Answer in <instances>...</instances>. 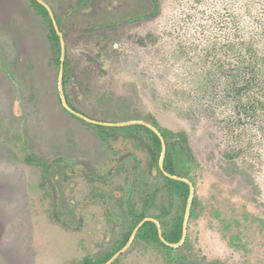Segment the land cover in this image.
Masks as SVG:
<instances>
[{
    "label": "rangeland",
    "instance_id": "1",
    "mask_svg": "<svg viewBox=\"0 0 264 264\" xmlns=\"http://www.w3.org/2000/svg\"><path fill=\"white\" fill-rule=\"evenodd\" d=\"M40 1L67 33L68 41L60 30L79 82L77 108L110 127L156 121L169 133L178 175L194 186L178 250L170 256L135 242L113 264H264V68L255 71L258 58L248 54L264 50V0ZM49 34L30 0H0V264H101L110 255L94 250L108 244L115 224L98 230L85 222L74 232L71 199L84 203L93 191L59 189L80 168L61 159L101 152L108 130L63 108ZM151 155L142 143L148 190ZM48 174L65 227L52 216ZM156 203L170 206L164 192ZM172 205L173 216L182 212L181 200Z\"/></svg>",
    "mask_w": 264,
    "mask_h": 264
},
{
    "label": "flooded vegetation",
    "instance_id": "2",
    "mask_svg": "<svg viewBox=\"0 0 264 264\" xmlns=\"http://www.w3.org/2000/svg\"><path fill=\"white\" fill-rule=\"evenodd\" d=\"M39 2L44 5V3H42L41 1ZM89 56L92 57V60L88 58ZM86 59L90 66L92 65V68L98 71L102 76H108L107 71H105V68L98 59H96L92 55H87ZM70 63L72 66V61H70ZM74 74L75 76L73 79L75 81V89L72 100L74 107L69 104L66 95L65 97L69 107L76 114L72 112L69 113H71L73 117L88 125L107 129L108 135L106 136V138H101V140H99L102 147V151L98 152L97 154H94V156L82 158L75 156V158H73L72 160L68 159L67 157H63L64 159H61V161L64 163H67L69 165L74 164L79 166L80 168H76L69 174V177L72 180L71 187H59V190L93 191L91 197L87 199V201L84 203H77L78 199L74 198L75 196H73V202L71 199V217L75 219L78 223V225L73 228V231L77 233L82 231L85 222L89 223L90 226H96L98 230H104V226L108 224L110 220L113 221V223L115 224V231L113 230L112 236L107 237L106 240L108 241V244H105L102 247L100 246L99 249L94 250L95 252H104L105 255H110L108 258L104 259L103 263L101 264H113L114 261L117 260L120 256H122V254H124L126 250H128L135 242H141L145 245L148 244L152 246L161 245L166 250L168 255L171 256L172 252L178 250V248L183 245L185 239L180 246L175 247L174 245H178L182 241V239L180 240V242L173 244L167 239V237H171L170 232L172 231L174 217L177 215H181L183 212V218L185 219L189 198L186 202L185 211L182 210V212L173 216V211L171 208L173 206L172 203L179 198L175 199L170 195L169 191H172L173 180H177L171 176H177L180 178L184 177L179 176L178 173H176V175H173L170 171L165 168V160L168 151L167 142H169V136L167 141L164 140L167 145V151L165 154L163 167L161 166L163 142L160 136L154 130H152V127L155 128L157 131L159 130L158 132L160 133V135L162 132L167 131H161L159 129L158 123L154 120L151 121V126L135 122L134 124L137 126V128L128 129L132 128L129 126L130 124L127 125V128H116L117 126L110 127L105 124L102 125L92 123L80 118L79 115H83L90 120L105 123L92 118L87 113L86 109L81 107L77 108L75 96L78 91L79 82L75 70ZM63 108L65 109L64 104ZM141 126H145L146 128L150 129V131H153L160 138L162 144V151L159 156L157 148L152 140L151 134L147 131L143 132ZM109 129H118L121 131H109ZM124 129L126 131L122 132L124 131ZM120 135L125 136L126 139H124L121 144L116 145L117 143H119L120 139L118 138ZM142 143L146 146L148 152L152 154L149 157V161L145 165L147 171L144 173V175L147 174L152 176L151 179L153 180L151 181V190H148V186L145 185L146 183L143 182L142 164L140 163V151L142 148ZM69 161H72V163H70ZM80 161H85L86 164L80 163ZM80 169L82 170V172L79 171ZM49 170L50 167H46L47 173L49 172ZM82 174H84L85 176H83ZM47 176L50 175H46V180ZM80 179L83 180L85 186H79ZM54 185L56 184L54 183ZM50 191H53L54 193V191H57V189H52L50 187ZM105 191H112L111 194L113 195V199L111 200V202H109ZM144 191L152 192L145 193ZM163 192L166 194L170 206L165 208L164 210H160L159 206L156 203V200L158 199L159 195ZM179 200H181L183 203V200L181 198ZM54 204L55 202L52 204V216L56 223L65 227L66 223L60 218L58 214L59 204ZM195 206H193L192 202L189 217L192 215V210ZM142 216L143 219H141ZM149 222L155 225L159 241H146L138 237L141 228H143V226ZM165 234L167 237L165 236Z\"/></svg>",
    "mask_w": 264,
    "mask_h": 264
},
{
    "label": "trees",
    "instance_id": "3",
    "mask_svg": "<svg viewBox=\"0 0 264 264\" xmlns=\"http://www.w3.org/2000/svg\"><path fill=\"white\" fill-rule=\"evenodd\" d=\"M90 0H85L83 1V3L81 4V7L82 6H86L88 4ZM154 1V0H153ZM30 4L32 6V8L34 9V11L39 15L41 16L49 25V30H50V34H49V39L52 43V46H53V52L55 54V62L57 64V67H58V70H59V65L61 63V40L59 38V35L54 27V23H53V20L50 16V13L48 11V9H46V7L41 4L38 0H30ZM156 4V3H155ZM151 17H156V15L153 13L151 15ZM55 18H56V21L60 27V30L64 33V36H65V39L66 41H68V37H67V33L65 32L64 28H63V25H62V19L55 15ZM150 19V18H148ZM263 37H264V34H262ZM253 42L255 41V38H253L252 40ZM247 42V41H246ZM247 43H250V42H247ZM248 54L250 56H253V59L255 57L258 58V61L255 62V64L253 63V68L255 69V71L261 67V68H264V65L262 63H264V50L261 51L259 50L257 47H253L249 52ZM71 59H70V51L68 49V45L66 47V61H65V73H64V77H63V85L64 86H68L67 89H64L65 90V95L67 97V100L69 102L70 105L73 106V95H74V89H75V86H74V70L71 66V63H70ZM252 67V65H251ZM255 76V75H254ZM258 79H256V77H253V86L254 87H257L256 85V81ZM244 90L242 89H238L237 92H238V95L241 96V94L243 93ZM69 97H71V101L69 99ZM143 132L147 131L151 134L152 136V140L154 142V145L156 146L157 148V152H158V156L161 154V151H162V144H161V140L160 138L158 137V135H156L153 131H150V129L146 128L145 126H141ZM163 139L165 141L168 140V136H169V133L168 132H162L161 133ZM182 140L183 141H186V138L185 136H182ZM168 143V142H167ZM165 168L170 171L173 175H176L177 171H176V167H175V164H174V161H173V156H172V153H171V150H170V144L168 143V151H167V155H166V160H165ZM170 192V195L173 197V198H181L183 200V204H184V209L183 211H185V206H186V202L189 198V195H190V187L187 183L185 182H182V181H177V180H173V185H172V191H169ZM196 205V202L193 201V206ZM141 219H143V216L141 217ZM183 221H184V218H183V212L181 215H177L174 217L173 219V226H172V231L170 232V235L171 237H167L166 234L165 236L167 237V239L173 243V244H176L178 242H180V240L182 239V236H183ZM138 237L142 240H146V241H159V237H158V234H157V231L155 229V225H153L152 223H146L143 228H141L139 234H138ZM175 250V249H174Z\"/></svg>",
    "mask_w": 264,
    "mask_h": 264
},
{
    "label": "water",
    "instance_id": "4",
    "mask_svg": "<svg viewBox=\"0 0 264 264\" xmlns=\"http://www.w3.org/2000/svg\"><path fill=\"white\" fill-rule=\"evenodd\" d=\"M44 5L47 7V9H48V11L50 13V16H51V18L53 20V23H54V27H55V29H56V31H57V33L59 35V38L61 40V49H62V51H61V63L59 65V68H60V94L62 96V100H63L64 107L69 112H72V113L76 114L69 107V105L67 103V100H66V97H65L64 89H63V77H64L65 61H66V44H65V40H64L63 35H62L61 31H60V27H59V25H58V23L56 21V18H55V15H54L53 11L46 4H44ZM88 58L90 60H92V57L89 56ZM18 98H19V96H18ZM79 117L82 118V119H85V120H87L89 122L97 123V124H102L103 125V123L90 120V119L86 118L83 115H79ZM129 124L130 123L122 124V125H118L117 124V126H127ZM139 124H143L144 125L145 123H141L140 122ZM152 130H154L160 136V138H161V140L163 142V151H162V158H161V166L163 167L164 159H165V154H166V151H167V145H166L164 139L161 137L160 133L155 128H153V127H152ZM69 162L72 163V161H69ZM80 163H85L86 164L85 161H80ZM171 177H173L174 179L180 180V181H184V182H186V183H188L190 185V196H189L188 207H187V211H186V215H185V219H184L183 238H182V241L178 245H174L175 247H178V246H180L183 243V241H184V239L186 237V233H187V222H188V219H189L190 208H191V205H192V202H193V196H194V186H193V184L188 179L180 178V177H177V176H171ZM47 180H48L49 186L52 189H55L56 187H55L52 179L50 178V176H47ZM54 198H55V205H56V203H57V191H54Z\"/></svg>",
    "mask_w": 264,
    "mask_h": 264
}]
</instances>
